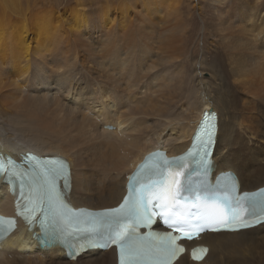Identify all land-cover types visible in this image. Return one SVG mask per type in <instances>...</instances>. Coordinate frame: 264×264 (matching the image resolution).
Instances as JSON below:
<instances>
[{
	"label": "bare ground",
	"instance_id": "obj_1",
	"mask_svg": "<svg viewBox=\"0 0 264 264\" xmlns=\"http://www.w3.org/2000/svg\"><path fill=\"white\" fill-rule=\"evenodd\" d=\"M32 1L0 0V152L59 156L71 170L66 185L60 182L70 202L114 207L138 162L160 146L170 155L185 152L211 108L219 118L213 179L232 170L242 190L264 186V110L258 118L242 103L248 91L264 106V53L253 28L241 24L250 20L246 0H235L236 32L197 55H188L195 22L183 0H122L117 10L104 0H75L63 10L49 3L31 8ZM68 36L70 46L58 49L57 39ZM14 200L0 180V212L11 213ZM193 244L209 246L208 255L202 262L182 256L179 264H264V223L206 233ZM0 264H117V258L111 249L71 261L64 248L42 246L22 227L3 241Z\"/></svg>",
	"mask_w": 264,
	"mask_h": 264
},
{
	"label": "snow or ice",
	"instance_id": "obj_2",
	"mask_svg": "<svg viewBox=\"0 0 264 264\" xmlns=\"http://www.w3.org/2000/svg\"><path fill=\"white\" fill-rule=\"evenodd\" d=\"M218 119L215 111L204 113L200 134L196 137L198 150L195 154L190 153L194 159L199 156L195 161L197 168L189 169L183 162L184 158L169 161L161 153L150 155L138 166L137 175L151 171L160 175L162 182L150 180L148 184H141L135 199L112 211L89 214L85 218L67 209L58 187L60 182L66 185L71 176V170L63 159L29 156L22 165H17L10 158L6 161L0 159V179L19 181L21 202H18V214L30 224L38 221L45 233H55L60 242L71 239L83 246L102 240L105 246H115L119 250L120 264H179L186 251L182 242L193 241L206 229L202 224L193 223L201 217L193 214L188 220L174 209L181 204V189L191 186L193 176L201 184L210 178L212 165L209 156L217 134ZM23 163L27 168L21 172L19 168ZM244 211V216L233 212L230 221H224L216 213L211 219L216 223H227L232 231L249 227L251 223H264V198L250 199ZM159 217H163L169 231H148L146 234L139 231L141 228L151 229ZM207 251L206 248H194L191 258L202 260Z\"/></svg>",
	"mask_w": 264,
	"mask_h": 264
},
{
	"label": "rangeland",
	"instance_id": "obj_3",
	"mask_svg": "<svg viewBox=\"0 0 264 264\" xmlns=\"http://www.w3.org/2000/svg\"><path fill=\"white\" fill-rule=\"evenodd\" d=\"M23 1H24V4H26V2H25L26 0H23ZM29 1H32V0H29ZM34 1H35V3H32ZM34 1L29 2L31 8L35 4L37 6H40V7H45L46 4L49 3V4H57L56 6L63 10L65 8H67L69 5L74 6L76 4L75 0H48V1L47 0H34ZM89 1H91L92 3H96L98 0H84L85 3H88ZM111 1L112 2L108 3V4H106L105 0L103 2L105 5H109V4L113 5L114 4V7L112 6L111 8L117 10L118 9L117 4L122 0H111ZM131 1H133V3H134V0H131ZM158 1H159V4H167L168 1L172 3L173 1L175 2L176 0H158ZM246 1L250 5L249 6L250 10L248 8H246V10H247L246 13H248V14L251 13L250 17H249L250 20L247 23L244 22L241 24H243L244 26L247 25L251 29L253 28L252 31L254 30V33L256 32V34L254 35L255 39L259 43V45L261 46L260 51H262L264 53V37L260 35V25L262 24L264 27V0H246ZM183 3H184L183 4L184 9L186 11L189 8L192 9V13L194 15L193 19L195 22V24H192L193 30H192V34L190 36L191 42H190L189 49H188V51H189L188 55H192V52L197 55L198 53H201L202 50H207L209 53H211L212 47L213 46L216 47L217 44H220V42H222L221 41L222 35H224V34L229 35L231 31L236 32L235 26H236L238 20H236V17L234 14L235 13L234 8L238 4L235 3V0H233V2H232V0H221L220 3L219 2H213L212 0H183ZM129 5L131 6L130 2H129ZM97 7H98V5L96 6L94 4V6L92 8H89V12L95 13L97 10ZM30 12H34V10H30ZM0 17H1V15H0ZM12 18H13L12 21L17 19L14 15ZM5 19H9V18L7 17ZM237 19H238V16H237ZM205 21H206V23H205ZM213 21H214V23H213ZM224 21H225V23L229 22L230 24H232L233 29L229 30V29H227V27L222 26V25H224V24H222V23H224ZM220 25H221L222 29H221ZM64 45H65V47L70 46L69 45V36H68L67 40H65V41H61V40L57 39L58 49L63 48ZM80 50H81V48H80ZM82 53H84V52L82 51ZM86 55H88V52L86 53ZM87 58H88V56H87ZM199 59H201V58L199 57ZM255 75H257V74H255ZM203 77L208 78L209 74L207 72H205L203 74ZM254 79H255L254 80L255 83H257L260 80V79H257L256 77H254ZM236 86L241 87V85H239V84H237ZM257 87L259 90V85H257ZM245 93H244L245 95L243 96L242 103L244 101H248L250 103V107L252 108V110L257 112L256 115L258 118H260V113H258V112H260V108L263 111L264 106L260 107V105L253 100L254 96L248 95L249 94L248 91H245ZM185 103H186V100L184 99L182 101L183 107H185ZM186 107H187V104H186Z\"/></svg>",
	"mask_w": 264,
	"mask_h": 264
}]
</instances>
